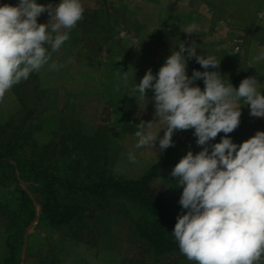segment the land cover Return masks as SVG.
I'll list each match as a JSON object with an SVG mask.
<instances>
[{
	"label": "rangeland",
	"instance_id": "obj_1",
	"mask_svg": "<svg viewBox=\"0 0 264 264\" xmlns=\"http://www.w3.org/2000/svg\"><path fill=\"white\" fill-rule=\"evenodd\" d=\"M10 3L15 5L17 0ZM38 3L56 5L59 0L56 4L51 0ZM82 3L83 19L71 30L60 52L53 55V60L63 67L52 71L46 66L13 86L0 100V122L11 115L18 118L32 106L35 110L28 122L34 130L33 137L67 145L70 140L65 136L78 131L87 136L89 146L101 143L97 155L109 173L135 178L165 151L157 155L150 148H135L136 123L141 119L154 121V102L144 100L137 105L131 89L148 69L154 74L158 71L171 54L173 43L194 42L200 47L198 54L204 51L221 59L219 71L226 82L233 77L243 80L257 76L264 89V60H255L264 48V0ZM48 19V13H43L38 22L46 23ZM193 25L195 33L183 32ZM123 71H128L126 81L121 78ZM187 71L191 75L189 66ZM152 95L149 90L147 96ZM241 112L240 125L228 134L237 144L258 130L264 131V118L251 116L246 105L241 106ZM161 127L163 124L157 122L154 130ZM223 135L218 134L211 143L219 142ZM195 140L191 130L174 134V146L157 180L177 216L182 212L178 203L182 189L173 186L176 181L170 173L187 151L201 150ZM129 152L136 153L139 164L129 162ZM20 182L27 189V184ZM34 204L36 217L26 228L19 264H193L183 255L155 259L132 232L126 212L118 207L97 213L89 226L82 219L72 227L57 230L39 220L40 206L35 199ZM4 239L0 218V264L6 252Z\"/></svg>",
	"mask_w": 264,
	"mask_h": 264
},
{
	"label": "clouds",
	"instance_id": "obj_2",
	"mask_svg": "<svg viewBox=\"0 0 264 264\" xmlns=\"http://www.w3.org/2000/svg\"><path fill=\"white\" fill-rule=\"evenodd\" d=\"M84 11L82 0L0 4V100L46 66L52 71L63 67L53 55L70 39ZM43 13L49 19L39 23ZM183 32L195 33V26ZM173 44L158 71L148 69L131 89L137 105L154 102V121L136 123L135 148H150L158 155L174 146L175 133L191 130L201 150L187 151L170 173L173 186L182 189V212L171 232L180 253L193 264H264V131L239 144L228 135L240 125L242 105L251 116L264 118V89L257 76L234 87L219 71L221 59L198 54L194 42ZM191 59L203 71L194 69L189 75ZM255 60H264V48ZM127 73H122L125 81ZM201 80L203 88L197 83ZM157 122L163 124L158 131ZM220 133L219 142L211 143ZM128 160L139 164L135 152L128 153Z\"/></svg>",
	"mask_w": 264,
	"mask_h": 264
},
{
	"label": "trees",
	"instance_id": "obj_3",
	"mask_svg": "<svg viewBox=\"0 0 264 264\" xmlns=\"http://www.w3.org/2000/svg\"><path fill=\"white\" fill-rule=\"evenodd\" d=\"M10 2L0 0V4ZM188 66L191 73L203 71L195 59ZM230 80L233 85L242 81L238 77ZM198 83L204 87L202 80ZM34 110L31 106L24 115H11L0 122V218L6 248L1 264H19L26 228L37 213L34 199L40 206L39 220L57 230L82 219L89 226L97 213L118 207L126 212L132 232L155 259L182 255L171 233L177 215L157 181L171 147L138 177H117L101 165L97 155L101 143L89 146L87 136L78 131L65 136L70 140L67 145L33 137L28 120Z\"/></svg>",
	"mask_w": 264,
	"mask_h": 264
}]
</instances>
